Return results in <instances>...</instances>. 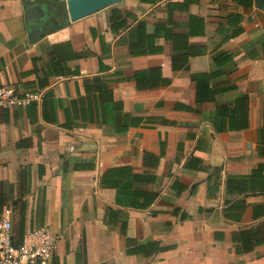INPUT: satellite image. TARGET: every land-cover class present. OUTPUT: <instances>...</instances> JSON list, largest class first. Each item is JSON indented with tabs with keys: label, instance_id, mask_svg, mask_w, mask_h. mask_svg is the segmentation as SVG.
I'll return each mask as SVG.
<instances>
[{
	"label": "crops",
	"instance_id": "crops-1",
	"mask_svg": "<svg viewBox=\"0 0 264 264\" xmlns=\"http://www.w3.org/2000/svg\"><path fill=\"white\" fill-rule=\"evenodd\" d=\"M28 1L0 0V86L42 95L0 106L15 242L47 227V264H264V4L119 0L32 41Z\"/></svg>",
	"mask_w": 264,
	"mask_h": 264
},
{
	"label": "built area",
	"instance_id": "built-area-1",
	"mask_svg": "<svg viewBox=\"0 0 264 264\" xmlns=\"http://www.w3.org/2000/svg\"><path fill=\"white\" fill-rule=\"evenodd\" d=\"M41 97L38 92L19 94L12 87L0 86V106L25 105ZM55 242L54 234L41 226L28 230L22 242L17 244L11 219L0 216V264H47Z\"/></svg>",
	"mask_w": 264,
	"mask_h": 264
},
{
	"label": "water",
	"instance_id": "water-1",
	"mask_svg": "<svg viewBox=\"0 0 264 264\" xmlns=\"http://www.w3.org/2000/svg\"><path fill=\"white\" fill-rule=\"evenodd\" d=\"M29 0L25 5L26 21L31 29L30 39L37 40L54 26L51 16H55L60 24L69 20H77L94 13L119 0ZM264 4V0H255ZM63 12V13H62Z\"/></svg>",
	"mask_w": 264,
	"mask_h": 264
},
{
	"label": "trees",
	"instance_id": "trees-1",
	"mask_svg": "<svg viewBox=\"0 0 264 264\" xmlns=\"http://www.w3.org/2000/svg\"><path fill=\"white\" fill-rule=\"evenodd\" d=\"M17 244H19V243H17Z\"/></svg>",
	"mask_w": 264,
	"mask_h": 264
}]
</instances>
